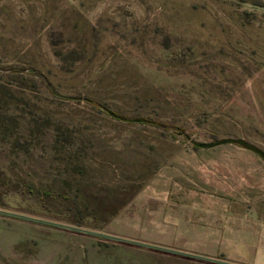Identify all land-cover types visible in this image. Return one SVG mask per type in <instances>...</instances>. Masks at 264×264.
Here are the masks:
<instances>
[{"label":"rangeland","instance_id":"rangeland-1","mask_svg":"<svg viewBox=\"0 0 264 264\" xmlns=\"http://www.w3.org/2000/svg\"><path fill=\"white\" fill-rule=\"evenodd\" d=\"M224 136L264 149L263 2L0 0V264H240Z\"/></svg>","mask_w":264,"mask_h":264},{"label":"crops","instance_id":"crops-1","mask_svg":"<svg viewBox=\"0 0 264 264\" xmlns=\"http://www.w3.org/2000/svg\"><path fill=\"white\" fill-rule=\"evenodd\" d=\"M264 3V0H258ZM234 214L240 215L236 222V230L229 235H241L245 242L250 241L249 257L236 256L240 264H264V189L251 196L250 207L236 209ZM250 217V219L246 218Z\"/></svg>","mask_w":264,"mask_h":264},{"label":"water","instance_id":"water-1","mask_svg":"<svg viewBox=\"0 0 264 264\" xmlns=\"http://www.w3.org/2000/svg\"><path fill=\"white\" fill-rule=\"evenodd\" d=\"M110 114H112L113 116H117L123 120H134V121H144V122H150L153 123L154 120L147 118V117H143V116H135V117H128L125 115H120L118 113H116L115 111L108 109L106 107H104ZM190 141L195 145V146H199V147H212L214 145H218L221 143H226V142H234V143H238L248 149H251L252 151L256 152L257 154H259L263 159H264V149L260 146H258L257 144L242 138V137H233V136H224V137H220V138H213L211 140H207V141H200V140H196V139H190Z\"/></svg>","mask_w":264,"mask_h":264}]
</instances>
